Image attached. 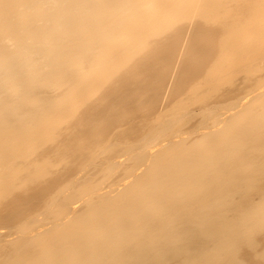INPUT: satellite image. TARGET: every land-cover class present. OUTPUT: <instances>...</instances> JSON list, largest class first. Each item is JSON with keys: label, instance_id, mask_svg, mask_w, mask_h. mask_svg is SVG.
<instances>
[{"label": "bare ground", "instance_id": "obj_1", "mask_svg": "<svg viewBox=\"0 0 264 264\" xmlns=\"http://www.w3.org/2000/svg\"><path fill=\"white\" fill-rule=\"evenodd\" d=\"M3 228L0 264H264V0H0Z\"/></svg>", "mask_w": 264, "mask_h": 264}, {"label": "rangeland", "instance_id": "obj_2", "mask_svg": "<svg viewBox=\"0 0 264 264\" xmlns=\"http://www.w3.org/2000/svg\"><path fill=\"white\" fill-rule=\"evenodd\" d=\"M191 22H193V23H186V24H184V25H181L180 26V29H183V32H182V34H181V36L179 37L180 39H179V42H178V47H177V49L178 50H176L177 51V53L175 54V58L174 59H176V60H174V61H172V63H171V66L173 67H171L168 71L166 70V72L164 73V76H163V74H162V77L163 78H161V79H159L158 81V85H156L157 87H154L153 89H151V90H149L148 92L149 93H147V95H145V96H147V97H145L146 99L147 98H149V100H154L155 98V101H156V103L158 104H156L155 103V107L157 108V110H159V111H162V110H164L165 108H166V106H167V104L168 103H170V101H172V98H174V96H173V93H172V91L170 92V91H167V90H171L172 88V86H173V83L175 82V81H177L176 79L178 78L177 76V72L181 69V66H182V64H183V61L181 62V59L183 60V59H185L186 60V49H187V44H188V41L187 40H189V39H191L190 37L192 36V31H193V29L195 28V26L194 25H196L195 23H194V21H191ZM194 24V25H193ZM193 25V26H192ZM171 34V35H170ZM189 34V35H188ZM168 35H170V36H168V37H170L169 39H171V38H173L174 37V35L172 34V33H168ZM182 43H181V42ZM180 52V53H179ZM179 57H178V56ZM185 57V58H184ZM181 58V59H180ZM180 59V60H179ZM179 60V61H178ZM182 63V64H181ZM177 68V69H176ZM179 69V70H178ZM174 71V72H173ZM175 74V75H174ZM173 77V78H172ZM239 77V76H238ZM240 78L241 77H239V78H237L238 79V81H241L240 80ZM160 80H161V82H160ZM237 81V82H238ZM172 82V83H171ZM171 85V86H170ZM228 85V86H227ZM231 85V86H230ZM235 84H230V83H227V84H225L224 86H225V90L228 88V89H233V87H235L234 86ZM163 86V87H162ZM165 86V87H164ZM227 86V87H226ZM156 89V90H155ZM154 91V92H153ZM162 91H163V93H162ZM223 91H221V93H222ZM152 93H153V95H152ZM157 93H159V94H157ZM169 93H171V95H169ZM151 94V95H150ZM156 94V95H155ZM161 94H162V96H161ZM165 94V95H164ZM149 96V97H148ZM173 96V97H172ZM169 97V98H168ZM172 97V98H171ZM138 98V97H137ZM160 98V99H159ZM159 99V100H158ZM215 99V98H214ZM148 100V99H147ZM148 100V101H149ZM162 102H161V101ZM167 103V104H166ZM154 104V103H153ZM164 106H165V108H164ZM163 107V108H162ZM194 107V108H193ZM199 107L198 106H192V109L191 110H193V109H196V111H199V109H198ZM158 111V112H159ZM155 113H156V109H155ZM154 113V114H155ZM146 113H144V112H140L138 115H137V120L138 119H140L139 121H141L142 119H143V117H145L146 115H145ZM153 114V115H154ZM140 117V118H139ZM193 120V121H192ZM197 120H198V118L196 119V118H193V119H190L189 120V124L188 125H186L187 127H185V128H187L188 130L190 129V128H188L189 126L191 127V125L193 126V123L194 122H197ZM192 121V122H191ZM186 129V130H187ZM189 134H187V136L186 135H182L181 137H183V136H185V137H189L188 136ZM175 139H177V140H179L180 139V137L179 138H175ZM164 144V143H163ZM165 144H166V141H165ZM159 147H157L156 148V150L158 149ZM155 150V149H154ZM79 176H81V175H79ZM108 184V183H107ZM106 184V185H107ZM106 185H105V187H106ZM107 187H108V191H110V188H109V186L107 185ZM106 187V188H107ZM122 187V186H121ZM105 188V189H106ZM105 189L103 190L104 192H107V189H106V191H105ZM102 191V192H103ZM81 207H82V202H79V203H77L76 204V208H78V209H81ZM42 216V214L40 215V217ZM39 217V218H40ZM44 218V217H43ZM42 218V219H43ZM49 226H51V225H47V226H43V227H41V230H43V229H47ZM9 229H0V233L3 235H0L2 238L4 237V240H6V241H8V240H10V239H13L14 238V236L12 235L11 237H10V235H9V231H8ZM44 231V230H43ZM6 236V237H5ZM0 237V238H1ZM15 237H16V235H15ZM7 238V239H6ZM263 245H264V243H263Z\"/></svg>", "mask_w": 264, "mask_h": 264}]
</instances>
